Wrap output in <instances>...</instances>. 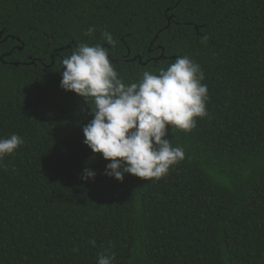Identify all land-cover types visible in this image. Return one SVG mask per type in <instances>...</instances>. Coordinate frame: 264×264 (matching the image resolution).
<instances>
[{
  "label": "trees",
  "instance_id": "obj_1",
  "mask_svg": "<svg viewBox=\"0 0 264 264\" xmlns=\"http://www.w3.org/2000/svg\"><path fill=\"white\" fill-rule=\"evenodd\" d=\"M83 43L126 84L181 56L201 66L209 115L169 128L186 157L163 178L118 181L83 143L94 105L60 87ZM12 134L25 143L0 162V264H97L105 249L114 264H264V0H0V138Z\"/></svg>",
  "mask_w": 264,
  "mask_h": 264
},
{
  "label": "clouds",
  "instance_id": "obj_2",
  "mask_svg": "<svg viewBox=\"0 0 264 264\" xmlns=\"http://www.w3.org/2000/svg\"><path fill=\"white\" fill-rule=\"evenodd\" d=\"M95 26L85 35L93 36ZM108 45L117 41L101 32ZM206 39V38H204ZM202 39V43L204 42ZM60 87L74 92L94 105L93 117L83 126V143L106 161L105 175L123 181L126 174L143 180H159L171 167L183 161L186 152L167 138L169 128L190 133L197 120L208 117V85L201 66L188 56L178 57L166 69L144 71L137 82L126 84L119 76L108 50L100 44L83 43L62 59ZM18 134L0 138V162L23 146ZM0 167H5L0 163ZM82 179H94L95 172L84 169ZM90 243L95 246V240ZM111 247V243H109ZM78 251V249H74ZM116 255L105 249L97 264H114Z\"/></svg>",
  "mask_w": 264,
  "mask_h": 264
},
{
  "label": "water",
  "instance_id": "obj_3",
  "mask_svg": "<svg viewBox=\"0 0 264 264\" xmlns=\"http://www.w3.org/2000/svg\"><path fill=\"white\" fill-rule=\"evenodd\" d=\"M140 61V60H139Z\"/></svg>",
  "mask_w": 264,
  "mask_h": 264
}]
</instances>
